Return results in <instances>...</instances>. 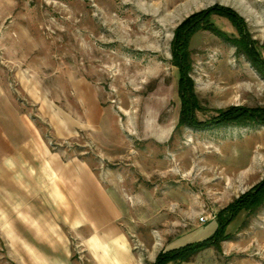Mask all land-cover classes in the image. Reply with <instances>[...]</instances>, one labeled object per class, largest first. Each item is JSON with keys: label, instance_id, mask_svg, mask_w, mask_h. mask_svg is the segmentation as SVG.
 Here are the masks:
<instances>
[{"label": "rangeland", "instance_id": "374dc122", "mask_svg": "<svg viewBox=\"0 0 264 264\" xmlns=\"http://www.w3.org/2000/svg\"><path fill=\"white\" fill-rule=\"evenodd\" d=\"M217 4L234 9L250 36L241 42L240 30L217 14L210 21L224 36L201 24L191 34L179 62L196 123L178 124L174 34L186 17ZM252 52L264 66V0H0L1 88L56 149L84 159L99 176L139 264H151L154 253L201 224L172 246L209 237L216 212L264 179V121H213L231 106L264 110V71ZM79 79L92 86L98 123L77 104L72 84ZM35 89L70 121L73 136L55 137ZM226 233L221 250L210 248L205 258L264 264V204L238 212ZM84 235L67 231L66 264H97ZM40 249L46 263H62ZM19 261L28 263L22 253ZM0 264H18L1 235Z\"/></svg>", "mask_w": 264, "mask_h": 264}, {"label": "crops", "instance_id": "0c3cea01", "mask_svg": "<svg viewBox=\"0 0 264 264\" xmlns=\"http://www.w3.org/2000/svg\"><path fill=\"white\" fill-rule=\"evenodd\" d=\"M23 78L32 85L30 79ZM21 85L27 92L22 80ZM72 87L81 113L89 117V123H98L100 106L92 86L79 79ZM36 91L43 99V94ZM42 99L36 102L39 109L52 114L49 123L55 137L65 141L73 136L70 121ZM119 217L115 200L91 166L78 156H65L56 149L0 86V235L7 240L18 264H23L19 261L20 253L28 259L27 264H51L46 263L45 253L37 255L40 248L66 264L68 230L85 234L83 244L97 264H139L116 225ZM212 222L214 232L217 224ZM205 225L174 238L152 255L151 264L161 251L208 238L172 246ZM210 248L216 249L207 247L188 260H171L166 264H220V260L205 258Z\"/></svg>", "mask_w": 264, "mask_h": 264}, {"label": "trees", "instance_id": "16d2710c", "mask_svg": "<svg viewBox=\"0 0 264 264\" xmlns=\"http://www.w3.org/2000/svg\"><path fill=\"white\" fill-rule=\"evenodd\" d=\"M212 14L227 18L232 25L237 27L242 35L240 38L241 42H244L250 36L243 18L234 9L218 4L189 15L180 25H178L174 34L172 42L173 49L171 52L172 62L174 65L178 66L180 71L178 95L182 106L179 112L178 124L189 123V125H194L196 123L193 116L195 108L194 93L191 89L190 80H188L187 77L185 78L186 71L182 68V65L179 62L180 57H187L191 34L198 29L201 24L202 29L211 30L219 36L225 35L210 21V16ZM196 16H198V18L194 19ZM190 25H193V29L183 30L185 26L187 27ZM175 40L178 43L176 48ZM244 48L247 52H251L246 44L244 45ZM253 53L255 52H252L251 57L254 60V63L261 71H264V66L257 64L255 60L258 59L256 56H253ZM247 120L264 121V110H251L246 107L231 106L225 111H219V114L213 117V121L216 124L243 123ZM261 204H264V179H262L250 191L241 194L227 206L216 212L215 221L217 226L211 236L202 241L192 242L175 249L161 251L157 254L155 261L152 264H166L171 260H188L198 251L211 246L219 250L221 242L228 238V234L226 233L227 226L237 213L243 209L252 210Z\"/></svg>", "mask_w": 264, "mask_h": 264}, {"label": "built area", "instance_id": "2783aa9c", "mask_svg": "<svg viewBox=\"0 0 264 264\" xmlns=\"http://www.w3.org/2000/svg\"><path fill=\"white\" fill-rule=\"evenodd\" d=\"M198 219H199V221H200L201 223L205 222V217H204V216H200Z\"/></svg>", "mask_w": 264, "mask_h": 264}]
</instances>
